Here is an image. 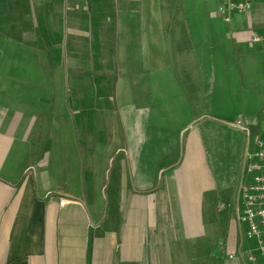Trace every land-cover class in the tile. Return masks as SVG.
Listing matches in <instances>:
<instances>
[{
  "label": "crops",
  "instance_id": "obj_1",
  "mask_svg": "<svg viewBox=\"0 0 264 264\" xmlns=\"http://www.w3.org/2000/svg\"><path fill=\"white\" fill-rule=\"evenodd\" d=\"M223 7L0 0V264H247L230 256L248 248L234 207L264 116V0ZM188 20L198 44L176 48ZM206 60L238 69L219 83L231 119L196 111ZM175 68L196 93L161 88Z\"/></svg>",
  "mask_w": 264,
  "mask_h": 264
},
{
  "label": "built area",
  "instance_id": "obj_2",
  "mask_svg": "<svg viewBox=\"0 0 264 264\" xmlns=\"http://www.w3.org/2000/svg\"><path fill=\"white\" fill-rule=\"evenodd\" d=\"M224 3L221 12L230 22L234 13H247L253 7L254 0H220ZM251 43L264 47V34L251 36ZM241 130L248 139L251 131L243 119L229 124ZM245 175L240 182L238 199L235 206L236 220L248 248L238 250L230 256L232 259H243L247 264H264V116L260 123V133L255 137L254 148L244 157ZM72 203L70 199L61 200L62 206Z\"/></svg>",
  "mask_w": 264,
  "mask_h": 264
},
{
  "label": "rangeland",
  "instance_id": "obj_3",
  "mask_svg": "<svg viewBox=\"0 0 264 264\" xmlns=\"http://www.w3.org/2000/svg\"><path fill=\"white\" fill-rule=\"evenodd\" d=\"M180 24H182V23L180 22ZM175 25H177V22H175ZM196 26H197L196 24H194L192 21L188 20V24L185 26L184 30L185 31L188 30L189 32L187 31V33L180 39V42L175 44L176 48H177V45H179V46H181V45L196 46L198 44L196 42L197 37L194 36V33L192 34V32H190V31H193ZM174 29H175V27H174ZM228 70L232 74V77L229 78L227 82L230 83L231 80H234L235 78H239L238 77V69L236 71L234 70L235 71L234 72L233 69H231L229 67ZM198 72H200V74H201L200 75L201 87H198V88H199V91L201 93L200 96L204 95V97L203 98L201 97L200 102L197 101L198 106L196 107V111H199L201 113L203 111H205V113L207 115H210V116L211 115L212 116H215V115L219 116V115L225 114V116H223V117H225L227 119H231L232 116H234L235 114H238L239 109L237 107H235L234 109H231V106H230V103L235 104V102H233L231 99H228L229 100L228 101L227 99L223 100L221 98V96H223L224 92L220 90V84L219 83L221 82V80L230 76L229 72L223 68H219V66L216 65L213 60H208V61L206 60L205 68L200 67ZM235 73H236V75H235ZM243 79H245V76H243ZM189 82L190 81L188 79V76L181 75L178 68H175L174 69L173 82L171 81V78L168 77V83L166 84V83L161 82L163 84H160V85H161V88H163V89L167 88L168 92L170 91L171 88H173L174 89L173 92H177L179 89V91H182L183 93H185L186 91L188 92V88H189L191 93H196L198 91L197 86H199V85L193 84L192 82H190V84H189ZM221 87H223V86H221ZM101 103L102 102L97 101L96 104L100 107ZM257 110H259V109L256 108L255 111H257ZM83 142L80 145V148L82 150V154L85 153L84 152L85 142L84 143ZM234 209H235V207H234Z\"/></svg>",
  "mask_w": 264,
  "mask_h": 264
}]
</instances>
